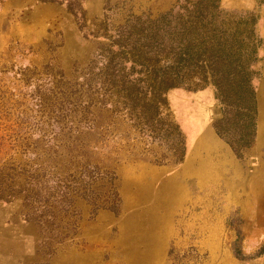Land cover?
<instances>
[{
    "label": "rangeland",
    "instance_id": "obj_1",
    "mask_svg": "<svg viewBox=\"0 0 264 264\" xmlns=\"http://www.w3.org/2000/svg\"><path fill=\"white\" fill-rule=\"evenodd\" d=\"M0 264H264V0H2Z\"/></svg>",
    "mask_w": 264,
    "mask_h": 264
},
{
    "label": "trees",
    "instance_id": "obj_2",
    "mask_svg": "<svg viewBox=\"0 0 264 264\" xmlns=\"http://www.w3.org/2000/svg\"><path fill=\"white\" fill-rule=\"evenodd\" d=\"M2 0H0L1 2ZM194 44H189L186 46L183 52H180L174 57V60L171 65L168 67L162 69L161 74L159 75L160 80L166 81V80H173L172 78H180V72L181 69H193L196 71L201 72L203 77L200 78L199 81L206 82L209 80L210 83L214 85L217 91L220 92L223 96L228 97V95H225V93H221V87H220V81H221V75L215 71V69H212V66L215 65V63L220 59L218 54L214 52L213 50H210L207 52L208 55H205L204 53H201L198 48L195 47ZM214 68V67H213ZM206 69H209L207 71ZM147 71L150 72V75L158 76L159 71L155 68L148 69ZM221 76V77H220ZM137 88V90H135ZM127 96L132 99L140 100V98H145L148 94L150 101H155L158 98V95L154 91L141 92L140 89L136 85H132L130 88L126 91ZM156 102V101H155ZM161 103L156 102L155 103V110L158 111L159 106ZM155 115L157 116V112L155 111Z\"/></svg>",
    "mask_w": 264,
    "mask_h": 264
}]
</instances>
